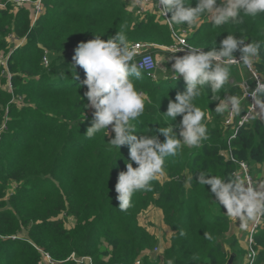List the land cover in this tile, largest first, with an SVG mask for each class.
<instances>
[{
  "label": "trees",
  "instance_id": "1",
  "mask_svg": "<svg viewBox=\"0 0 264 264\" xmlns=\"http://www.w3.org/2000/svg\"><path fill=\"white\" fill-rule=\"evenodd\" d=\"M42 2L43 10L34 24L33 4L12 3L0 10V49L8 52L15 89L12 94L0 88V264H45L38 248L50 252L54 264H79L69 259L73 251L91 256L93 264H158L162 260L165 264H235L237 255L234 261L230 255L227 258L228 247L224 246L231 220L214 203L210 186L196 181L200 172L228 177L234 169L224 150L229 133L221 126L225 115L215 113L218 101L209 100L207 89L196 104L210 115L206 121L209 139L200 147H183L167 157L163 174L152 181L151 191L135 193L126 211L119 209L115 186L119 173L126 170L129 146L120 151L110 148L114 133L104 137L102 132L92 139L85 135L95 110L85 107L84 70L71 66L78 44L96 34L107 40L119 30L129 44H169L168 22L157 20L154 11L153 18L139 20L141 15H135L126 0ZM187 2L196 5V0ZM263 26V14L222 28L202 20L197 31L190 28L189 41L205 43L208 51L219 47L228 32L249 37L246 42L263 41L257 39ZM11 35L14 40L7 39ZM24 37L26 43L15 48V40ZM45 50L52 53L49 68L42 63ZM60 52L70 55L56 56ZM259 55L264 57V51L260 49ZM168 78L153 80L143 74L139 80L133 78L152 101L136 121L138 136L157 134L163 141L159 128L182 120L178 116L172 122L164 114L169 100L186 90L185 82L177 85ZM241 89L228 85L231 94L241 96ZM19 98H24L23 105ZM235 146L238 156L264 166V118L255 116L243 126ZM151 206L162 212V221L170 229V245L160 253L154 252L157 233L141 222V215ZM180 229L184 236L179 235ZM21 233L24 238L17 236ZM255 236L263 246L260 264L264 260V220ZM103 245L111 251L105 252Z\"/></svg>",
  "mask_w": 264,
  "mask_h": 264
},
{
  "label": "clouds",
  "instance_id": "2",
  "mask_svg": "<svg viewBox=\"0 0 264 264\" xmlns=\"http://www.w3.org/2000/svg\"><path fill=\"white\" fill-rule=\"evenodd\" d=\"M155 1L166 18L171 13V18L167 19L172 24L187 25L195 29L201 27L204 18L215 28H222L230 24L240 25L245 17L264 14V0H196L195 6L187 0ZM37 19L33 12V24ZM228 33L219 42V47L213 46L205 52L202 48L185 45L180 49L188 48L183 56L168 58V61H174L170 67L174 73L173 78L177 80L182 76L186 90L178 92L175 100H169L165 116L172 122L178 116H182V120L178 125L171 123L159 128V133L165 137L163 141L157 134H136V121L145 112L146 104H151L152 101L134 83L133 78L139 80L142 71L134 62L135 48L129 45L126 35L119 30L115 36L105 40L96 34L94 39L80 42L76 47L71 66L75 70L77 67L84 70L86 78L81 86H87L88 89L84 93L88 100L85 107L95 110L91 126L85 135L92 139L99 133L103 132L105 137L110 132L114 133V137L108 142L110 148L120 151L122 146H129L126 170L119 173L115 186L121 211H126L131 206L135 193L151 191L152 181L163 174L167 157L177 155L183 147H200L209 139L207 113L196 104L205 89L211 93L209 100L218 101L214 110L218 115L228 113L239 116L244 110L241 97L228 90L232 66L234 60H239L251 70L264 41L246 42L249 37ZM237 52L240 53L239 59L236 57ZM249 96L253 98L251 103L257 117L264 118V81L257 80L256 87L250 91ZM246 123V118L239 120L240 126ZM110 125L112 131H109ZM177 127L178 132L175 130ZM134 163L137 166L134 167ZM248 163L250 165L249 161ZM196 181L201 186H210L214 200L221 208L226 209L228 218L239 220L240 227L245 228L249 222L264 215V190L254 188L251 183L246 182V178L200 172ZM185 234L183 229L179 230L180 236ZM205 237L212 239L209 233H205ZM244 257L246 258V248ZM40 263L43 264L42 261ZM168 264L172 262L168 261Z\"/></svg>",
  "mask_w": 264,
  "mask_h": 264
},
{
  "label": "rangeland",
  "instance_id": "3",
  "mask_svg": "<svg viewBox=\"0 0 264 264\" xmlns=\"http://www.w3.org/2000/svg\"><path fill=\"white\" fill-rule=\"evenodd\" d=\"M126 2H127V7H129V9H132L134 11L135 15H137V16L143 15L145 19H146V17H148V19L146 21H148L149 19L153 18L152 13L154 11L156 13V15H157V17H156L157 20H160V22H164V23H165V21H167L168 24H169L170 20L165 19L163 16H161V13H160V10H159V8L157 6V3L155 4L154 7L149 5L148 7H146V9L144 11H142V10H140V8L138 6H136L134 4V0H126ZM12 3H13V1L11 0L10 3L7 4V5L8 6H13ZM0 10H2L1 7H0ZM170 17H171V13L168 16V18L170 19ZM138 18H139V20L144 19V18L141 19L140 17H138ZM251 18H253V17H251ZM203 20L207 21L206 18H204ZM173 26H174V24H173ZM158 27L162 28L163 26L160 23V25ZM184 27L189 30V35H191L192 34L191 29L187 25L180 26V27H177V28H180L181 30H183ZM159 28H157V29H159ZM195 30L197 31V29H195ZM12 36L13 35L8 36L7 39H9V40L13 39L14 40V38ZM263 38H264V26L258 31L257 39H263ZM137 39L138 40H145L144 37H138ZM146 40H148V39H146ZM25 43H26V40L21 41L20 45H23ZM173 43H174V40L172 38V40H171V42L169 44H163V45L166 46V45H171ZM192 44L194 46H196V47H199V48H206V44L205 43L192 42ZM261 50L264 51V46L261 47ZM155 51L156 50H152V52L155 55L157 53H159V55H160L161 53L166 52V55L168 56V58L170 56H182L179 53H170V52L165 51V50H163V51L161 50V51H157V52H155ZM7 54H8V52H6L5 49H3V50L0 49V88L5 90V91H8V92L10 91L13 94V91L15 90L13 88V85H12L13 73L9 70V64H8V59H7L8 55ZM51 54L52 53L50 51L49 54H48V56H49L48 58H49L50 64L52 63L51 62ZM60 55H64L65 57H67L70 54L69 53L63 54L62 52H60V54L56 55V56H60ZM263 58L264 57H261L260 55H258V57L255 58V61L253 63V67H252L251 70H249L248 68L244 67L242 64L232 66V77H231L230 85L233 86V87H235V86L239 87V83H240L242 87H243V85H246V87H247V81L251 85V79H253L254 80V84L251 85V87H252L251 89H254L256 87V83H257V80H258V78H257V76L255 74V72L257 70H258L259 73H261L262 76H260V77H262L263 80H264V59ZM172 62H174V61H168V59H167V61L164 62L165 63V67H163V69H161V70L162 71L164 70L165 74L168 77L172 78V80H173L172 83L173 84L180 85V84H182L184 82L183 77L180 76L177 80L173 78L174 77V73L171 71V68H170ZM233 67L235 68V71H234ZM161 70H157L156 71V79L157 80L165 78V74H163ZM142 74L144 76H146L144 71H142ZM171 78H168V80L170 81ZM241 90H242V92L240 91L241 92V96L240 97H244L246 95V91H245L244 88H242ZM249 91H251V90H249ZM14 97L16 98L17 96L15 95ZM24 98L23 99L22 98L18 99L20 101V103H19L20 105L24 104V102H25ZM242 107L244 109H246V107H247L246 101H244L242 103ZM6 112H8L7 109H6ZM254 112L256 113V111H254ZM255 116H257V115H255ZM254 117L252 118L251 122L254 120ZM209 118H210V115L208 114V119ZM221 118L219 119L220 121H221ZM8 121H9V117L6 115V123ZM221 126H222V130H224V128L226 127L225 123H224V116L222 118ZM227 146H229V145H226L224 148H226ZM240 158L243 159L242 157L239 156V159ZM250 163H251L250 164L251 173L253 174L254 179H255L253 181L252 186L254 188H259L261 190H264V166H261L260 164H257V163H254V162H250ZM232 164L234 165V169L233 170H235L237 166L234 163H232ZM232 176L235 177V175H232ZM246 182L250 183L248 181V178H246ZM13 191H14V189H13ZM13 191L11 190V192H13ZM211 203H213V201H211ZM214 203H217V202L214 201ZM225 211H226V209H223V214L225 216H227ZM141 217H142L141 218L142 222H144L146 224H149L147 226L150 228V230L152 232L157 233V236L159 237V242L157 244L158 250L154 251V252L155 253L162 252L163 248L165 249L166 245H169V241H170V239H168V242H167V237L169 236L170 229L168 227H166V225H164V223L162 221V212L158 208H156L155 206H151L149 210H147L146 212H144L141 215ZM228 219H230V218H228ZM251 222H249L248 224H250ZM246 231H248L247 227L242 228V227H240V225H237V228L234 229L233 233H231V229L226 233L227 238H225V240H224V246L228 247L227 251H228L229 254H227V258L230 255L231 257H233V261H234V258H235L234 256L237 255L238 258H237V261L235 262V264H246V258L244 257L245 248H246V239H245ZM17 236H20L21 238H24L22 233L20 235H17ZM164 245H165V247H164ZM261 248H263L262 245H261ZM103 250L105 252L111 251V249H109V247H106L105 245H103ZM39 251L41 252V250H39ZM154 252L152 253V255L156 256V254ZM41 254H42V252H41ZM158 264H165V263L162 260ZM260 264H264V260H263V262H260Z\"/></svg>",
  "mask_w": 264,
  "mask_h": 264
},
{
  "label": "built area",
  "instance_id": "4",
  "mask_svg": "<svg viewBox=\"0 0 264 264\" xmlns=\"http://www.w3.org/2000/svg\"><path fill=\"white\" fill-rule=\"evenodd\" d=\"M11 0H0V7L1 8H6L7 2ZM13 2L16 3H25V4H33V12L35 14V19L39 16L41 10L43 9L42 6V0H12ZM154 2V0H134V4L140 8V10L144 11L146 7L151 5ZM161 16H164V14L160 11ZM169 14H167L168 18ZM165 17V16H164ZM165 17V19H167ZM170 29H171V35L174 40V43L171 45H160L154 42H145V41H138L131 43L130 46L135 48L136 56L134 59V62L137 63L138 67L145 72L146 76L150 77L153 80L156 79V71L159 65L158 59L156 55L152 52V48H160L165 51H168L170 53H179L180 55H184L187 51L188 48L185 47L184 49L180 50L183 48L185 45H191L194 46L190 41H189V30L187 28H183L181 30L180 28H177L173 26V24L169 21ZM25 38L21 40H15V48H18L20 45L21 41H24ZM183 42V43H182ZM203 51H207L205 48H202ZM48 50H45V53L43 54L42 57V63L44 67H49L50 61L48 58ZM240 56H237V59H239ZM239 60H234L233 66L235 65H240ZM258 80L264 81L261 75V73L258 72V70L255 72ZM239 86L241 84L239 83ZM242 87V86H241ZM246 91V95L244 97H241V99H246L247 100V107L246 109L242 110L241 114L239 116L235 114H228L226 113L224 116V123L227 129H229V133L226 137V144L229 145L227 146L225 150V155L227 156V159L231 161V163L236 164V169L233 170V175L239 176L242 179L243 178H248V181L253 184L254 178L251 173L250 165L247 160L244 159H239V156L236 151V146H235V140L242 129L243 126H240L239 120L241 118H246L247 123L244 125L250 124L252 118L257 115L254 111H256L252 105V100L253 98L251 96L248 97V94L250 93L249 90L251 89L250 83L247 81V87L246 85H243V87ZM249 90H248V89ZM246 115V116H245ZM109 131H112L111 125L109 126ZM263 215H260L257 217L255 221L247 225L248 231H246L245 239H246V264H256L258 255L260 252V246L257 242L256 239V233L259 229L260 224L263 222ZM42 252L43 256V261L45 264H54V260L52 256L45 250L40 249ZM158 247H155L154 251H157ZM69 259H75L77 263H88V264H93V260L89 256H78L75 252H72L71 256ZM41 264V263H40Z\"/></svg>",
  "mask_w": 264,
  "mask_h": 264
},
{
  "label": "crops",
  "instance_id": "5",
  "mask_svg": "<svg viewBox=\"0 0 264 264\" xmlns=\"http://www.w3.org/2000/svg\"><path fill=\"white\" fill-rule=\"evenodd\" d=\"M151 6L152 7H154L155 6V3L153 2L152 4H151ZM140 18L142 19V18H144V16L143 15H141L140 16ZM130 45V44H129ZM152 50H156L155 52H157V51H163V49H161L160 50V48H152ZM156 57H157V59H158V62H159V65H158V70H161V69H163V67H165V61H167V59H168V56L166 55V52H163V53H161L160 55H159V53H157L156 54ZM162 71V70H161ZM162 73L163 74H165V71L163 70L162 71ZM165 76H167L166 74H165ZM162 216H163V214H162ZM231 220V233H233L234 232V229L235 228H237V225H239L238 223H239V220H232V219H230ZM141 222H142V220H141ZM142 223H144V222H142ZM144 224H146V223H144ZM146 225H149V224H146ZM149 228V227H148ZM150 229V228H149ZM168 238H170V235L168 236ZM167 242H168V239H167ZM169 245H170V241H169ZM168 245H166V247H167ZM164 247H165V245H164ZM230 248V247H229ZM231 249V248H230Z\"/></svg>",
  "mask_w": 264,
  "mask_h": 264
},
{
  "label": "water",
  "instance_id": "6",
  "mask_svg": "<svg viewBox=\"0 0 264 264\" xmlns=\"http://www.w3.org/2000/svg\"><path fill=\"white\" fill-rule=\"evenodd\" d=\"M233 260V259H232ZM232 260L230 261V263H232Z\"/></svg>",
  "mask_w": 264,
  "mask_h": 264
}]
</instances>
